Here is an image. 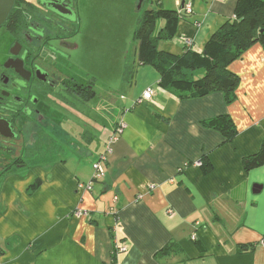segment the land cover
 Here are the masks:
<instances>
[{
	"label": "crops",
	"instance_id": "obj_1",
	"mask_svg": "<svg viewBox=\"0 0 264 264\" xmlns=\"http://www.w3.org/2000/svg\"><path fill=\"white\" fill-rule=\"evenodd\" d=\"M167 1L151 0L146 9L184 12L182 0ZM184 1L191 12L171 40L158 42L163 52L202 51L237 2ZM228 69L240 80L231 104L220 92L180 97L158 85L151 66L132 68L128 78L139 75L141 87L120 97L107 137L118 123L124 128L100 162L104 177L88 189L93 167L76 163L74 152L64 159L54 151L34 165L22 160L1 173L0 264H264V163L245 171L242 161L264 139V49L253 44ZM146 87L153 94L142 100ZM218 115L237 130L229 142L203 124ZM106 143L91 147L96 160ZM116 242L126 248L113 258Z\"/></svg>",
	"mask_w": 264,
	"mask_h": 264
},
{
	"label": "rangeland",
	"instance_id": "obj_2",
	"mask_svg": "<svg viewBox=\"0 0 264 264\" xmlns=\"http://www.w3.org/2000/svg\"><path fill=\"white\" fill-rule=\"evenodd\" d=\"M139 1L141 0H78L81 21L78 27L76 26L77 32L70 38L78 47L70 50V64L64 62L61 64L70 67L69 73L78 82H87L90 79L96 95L85 107L74 99L75 109L70 110H64L59 103L51 100L45 102L41 100L39 107L43 109L42 114L45 116L32 118L23 133L21 159L26 164L34 165L41 156L57 151L55 153L64 159H70L74 152L73 160L76 163L79 160L85 166L90 164L93 166L96 158L91 147L100 144V149H103V144L106 141L108 143L109 138L115 134L118 124L111 136L107 137V133L112 130L118 118L122 103L120 97L127 96V91L132 92L141 87L138 84L139 75L134 77L133 83L130 79L123 78L125 63L134 62L136 57L132 33L137 18L143 8H149L151 5L146 2L143 8L139 9L141 5ZM161 1L166 7L168 1ZM11 42V37L4 28H1L0 54H3V57ZM135 80H138V83ZM52 127L58 129L53 130ZM72 128L82 131L79 134L71 133ZM91 138L92 142L88 145ZM87 150L90 155L87 154ZM2 152L0 150V154H3ZM67 162L68 166L73 168L71 161Z\"/></svg>",
	"mask_w": 264,
	"mask_h": 264
},
{
	"label": "trees",
	"instance_id": "obj_3",
	"mask_svg": "<svg viewBox=\"0 0 264 264\" xmlns=\"http://www.w3.org/2000/svg\"><path fill=\"white\" fill-rule=\"evenodd\" d=\"M146 2L150 0H141L139 9ZM29 8L31 7L28 5V11ZM184 14L185 12L178 14L161 6L141 10L132 33L135 62L125 63L123 78H131L132 68L136 66H151L159 73L158 85L161 88L172 89L180 97H202L220 92L224 102L231 104L236 99L235 91L240 80L238 75L229 71V64L240 58L255 43H259L264 49V0H237L233 18L224 21L200 52L187 48L182 54L175 55L159 50L158 42L171 40L175 36L178 22ZM161 21L163 25L159 26ZM21 24L22 0H15L4 26L8 30H16ZM188 46L190 44L186 45ZM93 95L91 88L85 95V100H90ZM203 124L219 131L226 142L231 141L237 133L228 115H218L203 121ZM242 161L245 171L262 165L264 139L259 150L243 157ZM199 165L206 173L211 170L210 164L204 159L200 160Z\"/></svg>",
	"mask_w": 264,
	"mask_h": 264
},
{
	"label": "flooded vegetation",
	"instance_id": "obj_4",
	"mask_svg": "<svg viewBox=\"0 0 264 264\" xmlns=\"http://www.w3.org/2000/svg\"><path fill=\"white\" fill-rule=\"evenodd\" d=\"M63 6L68 7V15L58 13ZM80 20L78 0H22L20 27H1L12 42L4 57L0 54V119L10 126L9 131L2 129L5 136L0 134V174L22 165L23 133L32 118L44 115L41 100L59 103L64 110L75 109L74 99L84 107L90 101L85 95L92 81L78 82L69 73L70 67L61 64H70V50L76 48L70 38ZM11 50L17 54L12 55ZM18 58L20 73L11 65L5 67L7 60L12 64ZM95 95L94 91L92 98Z\"/></svg>",
	"mask_w": 264,
	"mask_h": 264
},
{
	"label": "built area",
	"instance_id": "obj_5",
	"mask_svg": "<svg viewBox=\"0 0 264 264\" xmlns=\"http://www.w3.org/2000/svg\"><path fill=\"white\" fill-rule=\"evenodd\" d=\"M183 10H184V12L186 14H189L191 12V2L190 1H184ZM189 44H190V41H186V45H189ZM152 94H153L152 87H146V89L142 92L141 99L142 100H149L151 98ZM123 128H124V124L123 123H118V125H117V127L115 129L116 134H114L112 137L109 138V141H108V143L106 145V150H104L100 154V160L93 164L92 167H93V170H94V172H93L94 175L92 176V179H91L90 183H88V185H86L87 189L90 188V184L92 183V181L99 180V179H102L104 177L105 170H104L103 166L100 164V162L105 159L106 153H108V151H110V149H111V143L114 140H116L118 135L122 132ZM77 214L84 215L85 212L78 211ZM191 238L193 240L196 239L195 235H192ZM260 244H262V245L264 244V239H261ZM125 248L126 247L122 243L116 242L115 247H114V252H112L113 258H115V255L117 253L124 251ZM109 264H117V263L115 261H110Z\"/></svg>",
	"mask_w": 264,
	"mask_h": 264
},
{
	"label": "water",
	"instance_id": "obj_6",
	"mask_svg": "<svg viewBox=\"0 0 264 264\" xmlns=\"http://www.w3.org/2000/svg\"><path fill=\"white\" fill-rule=\"evenodd\" d=\"M14 1L15 0H0V28L4 25L5 21L7 20L8 15L10 14V12H11L13 6H14ZM139 2L141 3V1H139ZM183 4H184V0L181 1L180 8H183ZM66 9H68V7L67 6H63L62 8H60L58 10V13L59 14H64V15H68L69 14V11H68L69 9L68 10H66ZM10 53L12 55H16L17 54V52H13L12 50H11ZM10 65L13 68H15V70L17 72H19V73L21 72L22 66H21V61H20L19 58L16 59L14 61V63H12V64H10V60H7L5 62V67H9ZM9 127H10L9 123L5 119H0V134L1 135L5 136V133L2 131V129L9 131V129H10Z\"/></svg>",
	"mask_w": 264,
	"mask_h": 264
}]
</instances>
